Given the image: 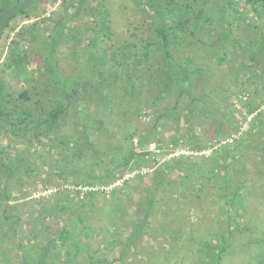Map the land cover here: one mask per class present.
<instances>
[{
  "label": "rangeland",
  "instance_id": "374dc122",
  "mask_svg": "<svg viewBox=\"0 0 264 264\" xmlns=\"http://www.w3.org/2000/svg\"><path fill=\"white\" fill-rule=\"evenodd\" d=\"M65 1H71L73 6L66 9ZM150 3L155 4V11L157 4L161 5L162 0H150ZM240 5L241 16L247 18L248 25L238 30L239 35H242L243 41H247L246 38L251 34L252 39L258 41L261 35L253 26L256 25L264 31V23L250 11L249 4L241 2ZM100 6L108 12V24L112 31L111 41L104 46L108 52L109 45L121 48L127 43L153 37V26L161 19L158 15L144 12L136 0H82L81 4L78 0H48L43 8L30 18L16 19L1 42L0 80L5 92L11 94L12 105L28 109L36 118L41 114L43 116L44 110L52 107L51 97L49 100L47 94V80L51 87H54V84L45 71L49 58L45 46L49 45L47 41H51V36L60 26L67 25L70 30L65 31L62 35L64 39L53 51L55 60L52 64L55 65V70L69 84H72V79L83 81L86 75H92V70L96 69L97 64L88 60L90 54L84 50L83 45L87 44L89 37H97L92 32L82 33V30L92 25L89 7L99 10ZM31 29H36L38 38L31 42L25 41L23 38L28 36ZM210 39L209 44L195 48L183 44L186 48L180 50L181 56L187 55L188 52L199 54L196 63L206 70L205 77L201 78L203 81L201 80L200 86L196 88L198 92L195 91V96L200 94V98H206L207 102L203 107L201 101L195 102L196 109L192 110L187 97L180 96V86L176 85L167 95L154 102L153 98L160 89L157 84H152L153 79L147 73L143 76L142 83H139L129 109L133 110L135 104L136 109L141 108L137 117L131 116L134 126L143 137H152L153 132L154 141L163 146V153L156 156L158 166L177 153L191 155L196 163L203 162L204 159L207 164H211L219 159L218 164L221 165V155H226L227 151L220 147L225 143L221 137L230 142L237 137L240 138L238 141L247 139L236 151L230 153L226 161L228 169L224 170L230 179V191H225L227 194L230 192L227 198L232 196L234 187L238 186L240 181H245L246 188L239 191L237 198L242 200L244 208L238 218L241 230L236 231L235 225L228 220L225 214V198L222 199L223 193L219 192L218 185L211 180L206 184L201 198L196 196L199 193L193 189L185 199L179 200V204L169 200L171 198L165 199L171 203L170 211L162 205L164 201L161 202L146 222L145 231L136 242L126 247L123 255V246L130 235L131 225L139 218L132 202L118 196L122 200L112 202L111 206L105 199L98 197L92 208L88 205L80 208L71 190L74 176L67 174L71 169L64 166L62 158L70 160V154L60 147H44L46 139L43 137L38 142L21 136L5 135L0 137V144L7 147V153L14 156L26 146V158L33 163L35 171L29 174L23 172L13 177L9 187L11 195L5 199V215L8 218H4V212L0 208V264H38L43 261L42 256L46 251L47 256L43 264H215L216 253L220 252L223 246L226 248L220 256V264H264V243H260L264 238V115L260 116L262 123L251 126V117L243 122L241 112L242 102L258 99L263 92L259 86L254 87V82L257 80L260 84L264 83V48L253 49L252 43H245L240 49L236 44L230 43L225 49V61L219 64L217 60L221 56L220 53L208 56L209 52L204 51L211 50L215 44L213 36ZM14 48L28 54L30 63L26 70L28 73L24 76H19L6 67ZM92 54L98 57V52L93 51ZM252 55H257V65L250 62ZM143 70L145 74V69ZM26 76L28 81L23 80ZM23 92H27L31 97L29 101L18 98ZM176 98H179V101L174 104ZM210 101L214 104L211 105ZM94 102L97 103V100ZM174 106L176 107L173 109ZM122 107L127 108L123 104ZM197 108L201 109L203 115L208 112V116L201 117ZM190 110L192 112L188 113ZM90 111L93 110H86V113ZM143 113L149 115L148 122L140 120ZM67 116L68 119L59 129L68 135L75 128V135L79 137L77 116L72 113ZM107 118L109 120L105 121V131H91L89 134V139L94 146H98L96 149L99 152H103L114 139L122 136L119 132V127L123 126L121 117L116 118L113 113ZM218 124H222L221 136L215 133ZM238 125L241 126V136L232 134ZM247 129L249 132L245 133ZM192 136L198 139L204 151L191 150L194 141ZM175 137L179 139L180 145L171 144V139ZM216 139H222V142L219 144L215 142ZM214 148L218 151L217 155L211 153ZM61 158L63 160L60 163L55 162ZM238 161L241 164L237 163ZM66 164L71 167V162ZM153 167H146L149 169L148 173L154 171ZM234 169L243 172L239 171L238 175ZM215 172L224 175L223 170L219 168ZM87 173L89 174L88 169ZM178 175L177 171L171 172L169 179L177 180ZM237 175L239 177H236ZM196 180L199 185L200 179ZM132 181L126 182L130 186L126 187L125 191L133 186ZM124 182V179H121L120 184L116 186L122 187ZM55 183L58 185L55 186ZM252 184L253 188H250ZM133 199L136 201V197ZM162 211H165V215ZM109 216L114 218L110 220ZM121 216L126 222L123 230L118 229ZM79 219L83 222L80 223ZM62 229L70 235L66 242L58 239ZM90 230L92 235L88 233ZM171 231L178 237L171 239ZM108 241H114L116 244L106 249L105 244ZM213 246L215 250L211 249Z\"/></svg>",
  "mask_w": 264,
  "mask_h": 264
},
{
  "label": "trees",
  "instance_id": "16d2710c",
  "mask_svg": "<svg viewBox=\"0 0 264 264\" xmlns=\"http://www.w3.org/2000/svg\"><path fill=\"white\" fill-rule=\"evenodd\" d=\"M46 2L48 0H0V45L6 36V31L11 28L12 23L16 19L30 18L42 9ZM81 2L82 0H78L79 4ZM136 2L137 5L142 7L144 12L161 17L160 21L153 26V37L135 43H127L121 48L109 45V52L104 49L106 43L110 42L112 38V31L108 24V12L101 6L99 10L95 7H89L88 11L92 25L82 30V33L92 32L98 40L94 37H89L87 44L83 46L84 50L90 54L88 60L96 63L97 66L95 67L96 69L92 70V75H86L83 81L75 78L71 80L72 84L67 83L66 79L55 70V65L52 64L55 60L53 51L64 39L62 35L65 31L70 30L69 27L67 25L60 26L51 36V41L46 40L49 42V45L45 46L49 52V58L45 71L48 74V78L53 81L54 87H51L47 80V94L49 100L51 97L52 107L47 111L45 109L43 116L41 114L36 118L28 109L12 105L10 103L11 94L5 92L4 85L0 80V137L5 135V137L7 135L12 137L21 136L29 138L30 141L38 140V142L43 137L46 139L44 147H60L61 150L64 149L67 154H70V160H66L65 157L62 158H64V166L67 169H71L67 174L74 176L71 182V190L74 192L80 208L87 205L92 208L98 197L105 199V202H108L111 206L112 202L115 203L122 200L118 196H123V199L132 202L135 214L139 218L131 225L130 235L123 246V255H125L126 247L136 242L145 231L144 229L147 228L146 222L153 216L156 207L160 206L161 202L164 201L162 205L165 208L167 207L166 210L170 211L171 203L167 200L165 201V199L171 198L169 200L179 204V200L185 199L193 189H196V192L199 193L196 196L201 198L206 189V184L211 180L215 181L219 192L223 193L222 199L225 198L224 205L227 206V213L225 214L230 223L235 225L234 229L236 231L241 230L238 218L244 212L242 200L237 198L239 191L246 188L245 181L244 179L240 181V184L234 187L232 196L227 198L230 192L227 194L225 191H230L228 189L230 179L225 175L224 170L228 169L226 161L230 153L233 150L236 151L243 144V141H247V139L238 141L240 138L237 137L230 142L227 138L221 137L225 143H222L223 145L220 147L227 150L226 155H221V165L218 164L219 159L211 164H207L204 159L203 162L196 163L191 155L177 154L158 166L156 156H160V153H163V146L154 141L155 134L153 132L152 137H149L152 138L150 140L148 137L140 135L138 129L134 126L131 116L137 117L141 108L136 109L137 105L135 104L133 110L129 109V105L133 104L135 93L140 86L139 83H142L143 76L148 73L150 78L153 79L152 84H157L160 89V92L153 98L154 102L167 95L176 85L180 86V96L187 97L189 104L192 105V110H195V102L201 101L202 107L207 102L206 98L199 97L200 94L195 96L196 88L200 86L201 78H203L206 70L202 65L196 63L199 54L188 52L185 56L180 55V50L186 48L183 44L190 48H195L202 46V44H209L211 41L210 37L213 36L215 44L210 48L211 50L207 49L204 51L209 52L208 56H215L220 53L221 56L217 60L219 64L225 61V49L230 43L236 44L240 49L246 45L245 43H252L253 49L264 48V31H261L258 26H253L254 30L261 35L258 41L252 39L251 34L246 38L248 39L247 41H243L242 35H239L240 32L238 31L242 26L248 25L247 18L241 16L240 11L242 8L240 3L246 2L249 4L250 11L264 23V0H162L161 5L157 4L158 8L155 11V4H151L150 0H136ZM71 4V1H65L64 7L67 9L73 6ZM75 14L73 13V15ZM37 38L36 29H31L28 36L23 39L31 42ZM186 38L188 41H185ZM93 51L95 53L98 52V57L92 54ZM256 58L257 55H252L250 62L257 65ZM29 63L28 54L25 51L20 52L14 48L9 55V62L6 67L8 70L16 72L17 75L24 76L28 73H26V70ZM143 68L145 69V74ZM31 73H35V71H31ZM23 80L28 81V77H24ZM257 86L263 90L261 96L258 99L253 98L250 101L242 102V121L245 122L251 117V126H254V124L259 125V123L263 122L260 116L264 115V108L261 109V103L264 100V83L260 84L256 80L254 87ZM245 96L248 97L247 95ZM18 98L29 101L31 97L27 92H23L18 95ZM94 100H97V103ZM245 100L247 99L245 98ZM178 101L179 98H176L174 104H177ZM209 103L211 105L214 104L212 101ZM122 104L127 108L122 107ZM86 110L93 111L86 113ZM197 110L201 117L209 114L207 112L203 115L201 109L197 108ZM191 112L190 110L188 113ZM68 113L77 116V124L80 126L79 137L75 135V128L68 135L59 129L68 119ZM98 113H102L104 116ZM113 113L116 114V118L121 117L123 126L119 127V132L122 136L114 139V142L105 147L103 152H99L96 149L98 146H94L89 139V134L91 131H105V121L108 122L106 119L109 120L107 116ZM221 128L222 124H218L215 130L216 135L221 136ZM240 130L241 126L238 125L232 134L241 136ZM248 132L249 129L245 133ZM192 138L194 141L190 147L191 150L195 152L204 151V147L200 146L198 139L195 136H192ZM134 139L137 141V147L133 145ZM222 139H216L215 142L220 144ZM170 142L173 146L180 145L179 139L176 137L171 139ZM152 143L156 145L157 153L146 150L147 146ZM6 148V146L0 144V208L4 212V218H8L5 215L7 209L5 199H8L11 195L9 187L13 182V177L23 172L29 174L31 171H35L32 167L33 163L26 158V146L23 151L14 154L15 157L10 156ZM211 153L217 155L218 151L214 148ZM62 158L55 162L60 163L63 160ZM66 162H71V167H68ZM237 163L240 162L238 161ZM142 167H153L154 171L145 175L138 174L124 180L122 187H113L109 192L104 190L82 192L81 189H77L78 187L96 186L106 188L112 186L125 175ZM218 168L223 170L224 175L215 172ZM174 171L179 174L177 180L169 179V174ZM234 171L237 174L243 172L240 169H234ZM238 175L236 177H239ZM196 179H200L199 185H197ZM131 180H133V186L125 191V188L130 186L126 182ZM57 185L55 183V186ZM195 185L197 186L194 187ZM221 188L222 191H220ZM250 188H253V184ZM81 195L82 198H80ZM174 195L176 196L173 197ZM133 197H136V201H134ZM162 212L165 215V211ZM113 218L112 216L108 217L110 220ZM119 220L121 222L118 229L123 230L126 222L123 216L119 217ZM79 221L80 223L83 222L80 219ZM173 232L171 231L169 234L171 239L178 237ZM88 233L90 235L93 234L91 230ZM69 237L70 235L65 229L59 232L58 239L61 242H66ZM260 243H264V238ZM112 244L116 243L114 241L106 242L105 248L107 249ZM225 248L226 246L221 247V251L216 253L215 264H220V256L225 251ZM211 249L215 250V247L213 246ZM123 255L120 256L122 259ZM46 256L47 251L42 256L43 261L38 262V264H43ZM260 256L262 258V253Z\"/></svg>",
  "mask_w": 264,
  "mask_h": 264
},
{
  "label": "built area",
  "instance_id": "2783aa9c",
  "mask_svg": "<svg viewBox=\"0 0 264 264\" xmlns=\"http://www.w3.org/2000/svg\"><path fill=\"white\" fill-rule=\"evenodd\" d=\"M262 105L263 106H261V108H264V100H263V102H262ZM149 119H150V117H149V115H147V114H145V113H143L141 116H140V120L142 121V122H148L149 121ZM133 145H134V147H137V141H136V139H134L133 140ZM146 150L148 151V152H155V153H157L158 151H157V147H156V145L155 144H149L148 146H147V148H146ZM177 154H180V153H177ZM176 154V155H177ZM149 172V169L148 168H146V167H142V168H140L139 170H135V171H133L132 173H129V174H127V175H125L122 179H124V180H127V179H130V178H132V177H134L135 175H138V174H140V175H145V174H147ZM121 181V179H119V181H116L115 182V184H113L112 186H109V187H106V188H100V187H84V188H77V189H81L82 190V192H86V191H96V190H104V191H106V192H109L113 187H118V186H116V185H118V184H120L119 182ZM80 198H82V195H81V197Z\"/></svg>",
  "mask_w": 264,
  "mask_h": 264
}]
</instances>
